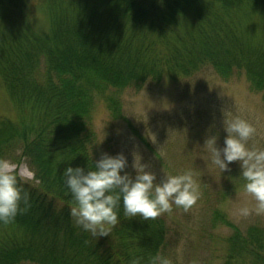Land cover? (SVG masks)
Wrapping results in <instances>:
<instances>
[{
	"label": "trees",
	"instance_id": "1",
	"mask_svg": "<svg viewBox=\"0 0 264 264\" xmlns=\"http://www.w3.org/2000/svg\"><path fill=\"white\" fill-rule=\"evenodd\" d=\"M38 2L46 29L29 18L31 0H0V81L19 112L15 121L0 120V161L15 155L12 162L22 160L38 182L18 177L30 206L12 223H0V264L166 258L163 214L127 218L121 205L108 235L74 226L63 170L93 167L91 114L96 96L109 90L138 91L164 78L177 83L211 67L225 80L243 74L264 100V0ZM112 94L105 100L119 116ZM211 224L230 230L220 264H264L263 227L242 230L219 210Z\"/></svg>",
	"mask_w": 264,
	"mask_h": 264
},
{
	"label": "rangeland",
	"instance_id": "2",
	"mask_svg": "<svg viewBox=\"0 0 264 264\" xmlns=\"http://www.w3.org/2000/svg\"><path fill=\"white\" fill-rule=\"evenodd\" d=\"M38 3L31 0L29 18L35 27L46 29L47 18L38 10ZM114 91L119 116L113 115L105 100ZM114 91L95 98L89 131L96 159L102 152L113 155L123 152L128 158L125 171L135 175L133 153L139 152L142 162L149 165L158 180L164 174L190 171L199 186V198L191 208L185 211L173 206L171 214L162 215L169 228L166 258L171 264L221 263L222 240L230 230L212 226L213 210L224 213L242 230L250 225L264 228V214L237 215L239 207H252L255 203L244 191L239 163L231 162L229 170L222 172L211 163L210 151L204 145L207 138L215 136L217 146L223 147L226 136L223 120L239 115L256 129L248 146L264 147V100L262 94L251 90L243 74L225 80L207 67L177 83L164 78L156 84L147 83L138 91ZM18 117V109L0 81V120L15 121ZM15 160L16 156L9 154L0 165L7 166L21 180L38 185L27 165L22 160L12 162Z\"/></svg>",
	"mask_w": 264,
	"mask_h": 264
},
{
	"label": "clouds",
	"instance_id": "3",
	"mask_svg": "<svg viewBox=\"0 0 264 264\" xmlns=\"http://www.w3.org/2000/svg\"><path fill=\"white\" fill-rule=\"evenodd\" d=\"M226 132L223 147L217 146V137L205 140L210 151L211 163L224 172L231 162L239 163L244 191L255 201L252 207H239L237 215L248 217L264 214V147H249L248 141L255 127L239 115L223 120ZM103 142V141H102ZM101 142V143H102ZM139 152L133 153L132 167L135 175L125 171L128 158L123 152L115 155L102 152L92 168L69 165L63 170L62 179L73 203L69 215L74 226L93 236L108 235L119 223V208L125 217L140 216L154 219L164 213L171 214L173 206L187 211L199 198V186L190 171L179 174H157L142 162ZM123 173V174H122ZM30 194L19 184L18 176L7 166L0 165V223H12L18 214L27 211ZM25 207H21V203ZM152 264H171L163 257H154Z\"/></svg>",
	"mask_w": 264,
	"mask_h": 264
}]
</instances>
